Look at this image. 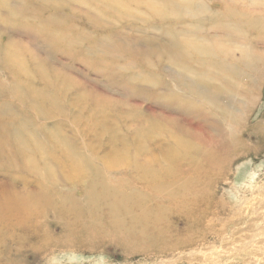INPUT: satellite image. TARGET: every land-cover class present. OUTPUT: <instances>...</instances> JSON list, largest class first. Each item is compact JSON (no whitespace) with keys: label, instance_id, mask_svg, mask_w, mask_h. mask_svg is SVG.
Returning a JSON list of instances; mask_svg holds the SVG:
<instances>
[{"label":"rangeland","instance_id":"obj_1","mask_svg":"<svg viewBox=\"0 0 264 264\" xmlns=\"http://www.w3.org/2000/svg\"><path fill=\"white\" fill-rule=\"evenodd\" d=\"M25 1L28 9L37 10L34 12L36 17H42V11L48 9L44 3L42 4L41 0ZM69 1L73 3L71 8L77 10V13L73 15V19L70 16L71 25L67 24V28L72 34L74 31L80 30L87 32L89 37L92 36V38L98 39V35L102 32L101 29L116 32L115 28L117 26L124 27L120 30V32L123 31L122 34L124 33L121 38L137 36V32L130 30L136 28L137 31L140 29L145 32L141 33V38L156 36L157 40L161 41L158 33L159 29L148 28V26L141 28L140 22L147 20L145 15H136L135 12L134 19L136 20L127 25L122 24V26L117 25L115 20H109L105 17L97 20L98 23L102 24V27L96 23L89 25L84 20L85 18H94L95 10L78 0ZM257 1L261 0H254L253 3ZM204 2L205 6L212 2L211 7L213 10L219 9L218 0H206ZM230 2L238 1L230 0ZM13 6L14 3L10 7ZM252 8L253 6L245 5V7H241V10H243L242 13L244 11L251 12ZM6 9L0 10V45H6L8 41L17 42L20 47L25 45L34 53H40V60L43 62V53L40 51L42 45L31 43L30 34L32 32L27 27V23L18 17L13 20L12 17L7 16L6 20L10 22L6 30L3 25L5 20H3L4 18L1 19L2 15H7ZM64 12L66 11L60 9L57 14L61 16ZM48 15L49 12L43 13V17ZM72 25L76 30L73 29ZM128 25L133 26L128 27ZM174 28H176L175 31H179L180 27ZM97 30L98 32H96ZM89 44V40L86 39L84 43L82 42V45H69L70 53L80 54L84 60L90 61L92 56L90 57V55L83 52ZM262 45L256 44V47H253L254 50L251 49L257 52ZM243 47L249 46L239 43V41L233 43L232 53L235 62L231 64L232 60L230 59L226 60L227 62L225 61L226 64L236 68L238 75L236 74L233 77H209V80L207 77H201L199 83H195V81V84H193V81H190L194 88L192 87L187 93L182 90L181 86L176 85V81L181 78L170 74V72L162 77H147L150 82H140V77H130L134 80L133 85H136L133 88L126 89L125 92L123 91L125 86L122 80L124 77H115L114 79L100 77L93 69L86 66V61H83V59L74 60L73 63L67 55L62 53L53 54L52 58L57 60V63H52L51 66L67 74L74 87L62 88V90L57 87L56 92L51 89L52 87L44 86L41 77L40 79L39 77H11L9 69L0 65V124L5 122L7 123L5 124L7 129H10L9 134L0 132L1 193L5 194L12 190L20 193L25 187V189L32 192L36 184L35 172L28 170V168L24 169L22 163L25 159L21 156L27 153L26 150L22 149L21 156L16 152L13 153L12 148H17L18 145H15L14 141L11 140V136L18 129L24 130L26 134L29 133L28 135L31 136L36 129H39L38 133L41 136L61 132L63 136L71 140L76 153L86 156L92 161L93 166L102 169L103 175L105 174L109 184L118 186L122 191L128 188L127 193H135L142 197L141 204H144L142 207L147 205L146 208L150 210H147L149 214L146 219L148 218L151 224H155L153 227L149 226L144 230L149 239H152L158 228H165L166 231L162 233V239H169L171 244L178 243V247L168 253H165L166 251L159 253L156 248L151 249L152 247L149 246L134 247V251L127 252L116 240L121 239V235L114 229H105V220L101 219L99 226H93L87 231L79 227L76 229L75 227H69L63 235V231L67 228L65 220L63 218L58 220L59 215L55 216V212L46 211V215L43 213L42 217H38L39 219L33 218L34 220H30L25 224L19 225L17 221L11 220L9 225L5 223L0 225V264H264V140L260 139V134L257 137H250L247 147L250 153L237 161H206L202 156L204 155V147H198V145L191 143L194 152H182L181 156H178L169 165L165 164L168 161L162 163L161 166L158 160L151 162L160 174V179L156 182H152L150 177H143L144 172L140 168L137 169L131 166L132 163L127 164L125 161L119 160L111 162L113 153L116 151L121 152L124 145H129L131 152H135L137 146L136 136L137 131L141 128V122L154 119L156 115L163 118L174 117L191 133H195L193 127H197L201 130L197 134H201L202 137L206 138L205 140L211 141L209 136L214 134L211 135V132H205L204 129L207 130L208 127L203 128L204 121L201 115L187 116L177 108L161 102V98L155 99L149 93L150 88L152 91L154 90L152 88L156 82L167 85L168 88H174L173 90L176 91L178 96L180 93V95L185 94L191 100L195 99V95L191 92L199 90V86L201 88L198 92L205 89V92L209 93L210 90L215 97H220L218 93L221 95L219 88L231 87L234 89L237 86L234 95L238 97L237 102L241 103L238 108L243 113L245 112V116L241 115V118H246L245 125L248 128H254V126L260 124L264 125V76L259 74L260 72L253 60L247 59L245 62L241 59L243 57L241 52ZM98 52L103 60H112V58L110 59L105 55L106 53L102 52V49L98 48ZM83 54L85 57H83ZM122 57V53H115V59H121ZM211 64L215 65L214 62ZM194 65L195 70L202 69L198 63L195 64L194 62ZM149 66H152V69L155 68L154 65ZM204 67L207 68L208 66ZM208 70L211 71V76H213V73H217L216 67H209ZM116 78L118 79L116 80ZM60 84V88L66 86H60ZM21 87L24 88L25 94H23V90L22 93L19 90ZM44 88L46 94L56 98L59 103H57L59 107L55 109H50V106L47 108L50 115L46 118L40 117V111L34 109V106L31 105L30 98L33 99L34 97L29 95L30 90L36 92ZM28 89L30 90L28 91ZM80 89L85 93V100L79 97ZM19 93L22 95L20 96ZM158 93L159 96L165 97L166 90H163L161 86ZM96 95L102 97V105H107L105 108H97L92 105L91 100L86 101V96L94 99ZM250 96H253L252 99ZM39 99L41 100V98ZM248 101H251V104ZM198 104L203 106V103ZM27 105H31L33 108ZM46 106L47 104H45ZM205 107L209 112L206 108L204 111L208 112L214 119L217 113L207 104ZM238 112L237 109L235 113L239 114ZM14 119L16 120L14 121ZM20 123H22V126ZM189 124H191V128ZM22 127L24 129H21ZM248 131L240 133L242 137L239 135V139L242 140L241 143L245 142V146L249 138ZM155 136L157 135L151 134L143 137L142 142L145 143L146 149L141 154L142 163L145 160L162 158L164 152L167 153L169 145H174L179 141L173 137L165 140L163 136ZM7 139L9 144L6 143ZM187 139V136L182 138L184 141ZM190 139L191 137H189ZM37 140L40 144L42 137ZM195 152L202 155H196ZM30 154L27 153L26 155L31 157L35 155L37 156L35 159L40 158L38 153ZM15 159L17 165L21 166L16 169L10 167ZM110 162L113 163L112 166ZM224 164L228 169L225 170ZM63 171L64 174L62 172L55 174L60 177V181H65L64 184H60L59 188L64 192L70 191V196L76 203H83L85 192L80 188H72V186L78 184V180L72 177L69 178L67 168ZM59 173H62V176ZM77 176H80L79 172H77ZM137 178L144 179L146 182H143L144 180L139 181L140 179ZM179 181L181 183L187 182L184 187L181 186V188L176 189V192L183 197L180 200L182 202L181 206H179L180 203L171 204L172 200L177 199L174 194L170 199V193L162 192V194L154 189L158 185L168 186ZM82 186L85 187L83 182ZM184 194L192 196L185 198ZM167 196L170 197L167 198ZM144 198L146 199L144 200ZM159 208L161 211L158 210ZM185 208L187 212H184ZM99 216L104 218L105 212L101 210ZM160 216L162 217L160 218Z\"/></svg>","mask_w":264,"mask_h":264},{"label":"bare ground","instance_id":"obj_2","mask_svg":"<svg viewBox=\"0 0 264 264\" xmlns=\"http://www.w3.org/2000/svg\"><path fill=\"white\" fill-rule=\"evenodd\" d=\"M78 1L86 3L96 12V14L93 15L94 18H85L84 21L89 25L96 23L102 27V24L97 21L98 19H103L102 17L115 20L117 25H127L133 22V20H136L134 19L136 12V15L141 14L147 16L146 21L140 22V26L142 25L141 28L148 26V28L153 27L159 29L158 33L161 41L157 40L156 36L141 38V33L145 32H142L140 29L137 31L136 28L128 29L137 32V36L121 38V35L123 36L124 33L122 34L123 31L120 32V30L124 27L117 26L116 28L112 26L117 30L116 32H109L108 29H101L100 31L102 32L98 35V39L92 38V36H90V38L87 32L77 31L73 25L72 27L76 31L72 34L67 28V24L71 25L70 16L73 19V15L77 13V10L71 8L73 3L69 0H41L42 4L44 3L48 7V9L42 11V17L34 16V12L37 10L28 9L25 0H0V10L7 8V15L1 16V19L4 18L3 20H5V24L3 25L6 30L10 22L6 20V17L10 16L13 20L15 17H18L28 24L27 27L32 32L30 34L31 43H40L42 45L40 51L43 53V62L40 60V53H34L25 45L20 47L19 43L14 41H8L6 45H0V65L9 69L11 77H39V79L41 77L42 84L52 87L51 89L55 92L58 90L57 87L59 90H62V88H73L74 85L71 82L72 80L67 74L51 66L52 63H57V60L52 57L53 54L62 53L67 55L69 60L73 63L74 60L78 61L83 59L80 54H71L69 45H82V42L84 43L86 39L89 40L90 44L87 45L86 50L83 52L90 55V57L92 56L90 61L83 59V61H86V66L89 69H93L100 77H108V79L124 77L122 80L124 81L125 88L123 91L125 92L126 89L130 87L133 88L136 85H133L134 80L130 77H140V82H150L147 77H162L166 75L167 72H170V74H174L176 77L181 78L179 81H176V85L181 86L182 90L187 93L188 90L190 91L193 87V84L201 81V77H207L209 80V77L236 76V74L238 75L236 68L226 64L225 61L230 59L232 60L231 64H234L235 57L232 53V44L237 43V41L249 46L242 48L241 52L243 57H241V59L245 62L247 59L253 60L257 70L260 72L259 74L264 76V0L255 3H253L254 0H237L238 2L218 0V10H213L211 7L212 2H209V4L205 6L204 1L206 0ZM12 3H14V6L10 7ZM245 5L253 6L254 9L252 8L251 12L244 11V13H242L243 10H241V7H245ZM60 9H63L67 13L64 12L59 16L57 12ZM46 12H49V15L43 17V13ZM176 24L177 26H175ZM132 26L128 25V27ZM174 27H180L179 31H175L174 29L176 28ZM96 32H98V30ZM256 44H263L257 52L253 51V47H256ZM98 48L102 49V52L106 53L105 55L110 59L112 58V60H103L98 52ZM117 52L123 54L121 59H115V53ZM83 57H85L84 54ZM194 62L195 64L198 63L201 65L200 67L202 69L200 70L199 68V70H195ZM213 62L215 65L211 64ZM149 65H154L155 68L153 66L154 69H152V66ZM204 66L208 67L206 68ZM209 67H216L217 73H213V76H211V71L208 70ZM47 77L51 78L48 79ZM18 79L20 80V78ZM117 79L118 78H116V80ZM190 81H193V84ZM29 84L30 82L28 85ZM59 84L60 86H66H61L60 88ZM196 85L198 86V84ZM161 86L163 90H166L165 97L159 96L158 90H161ZM22 87L19 90H21V93L23 90V94H25L24 88ZM236 87H234V89L231 87L219 88V90H221V95L218 93L220 97H215L210 90L209 93L205 92V89L202 92H198L201 88L199 86V90H193L191 92L195 95V99L191 100L187 98L185 94L180 95V93L178 96L176 91L173 90L174 88H168L167 85L156 82L152 88L154 90L152 91L150 88L149 93L152 94L155 99L158 100L161 98V102L177 108L181 113L187 116L201 115L204 121L203 128L208 127L207 130L204 129L205 132H211V135L212 133L214 134L213 136H209L211 141L205 140L206 138L202 137L201 134H197V132L201 131L197 127H193L196 132L191 133L174 117L163 118L156 115L154 119L141 122V128L137 131V146L135 152H131V147L129 145H124L121 152L116 151L113 153L111 162L119 160L125 161L127 164L132 163L133 165L131 166L137 169L140 168V170L144 172L143 177H150L152 182H156L159 181L160 174L158 169L151 164V162L158 160L161 166L162 163L168 161V163L165 164L169 165V163L175 161L178 156L180 157L182 152L193 153L194 151L191 143L198 145V147H204V155L198 154L197 152H195V154L202 155L206 161H237L245 157L250 153L247 147L251 136L257 137V135L260 134V139L264 140V125L260 124L256 127L254 126V128H248L245 125L246 118H241V115L245 116V112L243 113L238 108V105L241 103L237 102L236 99L238 97L234 95ZM13 88L15 89V87ZM29 90L30 89H28V91ZM80 90L81 93L79 97L85 100V93L82 89ZM45 91L46 89L44 88L36 92L31 90L29 92V95L34 97L33 99L30 98L32 102V104H30L34 106V109L40 111L39 115L42 118H46V116L50 115L48 114L49 109H47L49 106L50 109L59 107V103L56 101L57 99L47 95ZM11 95H13V93H11ZM21 95L22 94H20V96ZM252 97L253 96H250L251 99ZM39 98L43 100L41 101ZM218 98L220 99L218 100ZM87 100H91L93 104H90L97 108H105L107 106L106 104L102 105L103 99L99 95H96L94 99L90 97L87 98L86 96V101ZM248 102L251 104V101ZM198 103H203V106ZM45 104H47L46 107ZM206 104L217 113L214 119L208 114L209 110L205 107ZM205 108L208 112L204 111ZM237 109L239 110V114L235 113ZM15 120L16 119H14V121ZM5 124L7 123L4 122L0 124V132L9 134L10 129H7ZM20 125L22 126V123H20ZM189 127L191 128V124H189ZM21 129L24 128L22 127ZM18 130L11 136V140L14 141L15 145H18L17 148H12L13 153L16 152L21 156L23 153L22 149H24L26 150L25 152L29 154L31 152L30 155L36 153L40 154V158L38 157V159H35V157H37L35 155L33 157L26 155L27 153L21 156L25 159L24 162L22 161L24 169L28 168V170L35 172V175H33L35 176L36 184L32 192L25 189V187L20 193L12 190L2 194L0 188V225L4 223L9 225L11 220L17 221L19 225L25 224L30 220H34L33 218L42 217L43 213L46 215V211H53L56 213L55 216L59 215L60 218H57L58 220H62L61 218H63L66 222L67 228L63 231V235L69 227H75V229L79 227L87 231L93 226H99V222L102 219L106 222V224H104L105 229H114L121 235V239L116 240L127 252L134 251V247L149 246L152 247L151 249H153V247L156 248L159 253H164L165 251V253H168L178 247V243L174 242L171 244L169 239H162V233L166 231L165 228H158L152 239H149L144 230L147 227L149 228V226L153 227L155 224H151L149 222L150 220L148 218L146 219V216L149 214L147 211L149 208H146L147 205L142 207V205H144L141 204L142 197L135 193H127L128 188L122 191L118 186L109 184L105 174L103 175L102 169L93 166L94 164L92 161L86 156L76 153L71 140L63 136L61 132L57 133L54 131L56 133L41 136L38 133L39 129H36L37 131L35 130L31 136L28 135L29 133L26 134L24 130ZM246 131H248L247 135L249 138L245 146L244 141L243 144L241 143L242 140L239 139V135L240 133H246ZM148 133L163 136L165 140L169 137H173L179 141L174 145H169L167 153L164 152L163 156H161L162 158L149 161L145 160V162L142 163L141 154L146 149L145 143L142 141L143 137L151 135ZM186 136L188 139L186 141L182 140V138ZM40 137H42V140L39 144L37 139H40ZM189 137H191L190 140ZM240 137L242 136L240 135ZM6 143L9 144L8 139ZM225 165L226 164H224V167ZM10 167L16 169L21 166L17 165L15 159V162L12 163ZM66 168L69 178L72 177L78 180V184L72 186V188H80L85 192L83 203H76L72 196H70V191L64 192L59 188L60 184H64L65 181H60V177L55 174H58V172L64 174L65 172L63 169L65 170ZM226 169L228 168L225 167V170ZM77 172H79L80 176H77ZM62 173H59V175L62 176ZM137 179L139 180L140 178ZM141 180L144 179H140L139 181ZM82 182L85 187L82 186ZM143 182H146V180ZM185 184H187V182L181 183L179 181L168 186L158 185L154 189L156 192L170 193V199L174 194L178 201L172 200L171 204L176 205L180 203L179 206H181L182 202L180 200H182L183 197L176 192V189L181 188V186L184 187ZM190 196L184 194L185 198ZM169 197L167 196V198ZM145 199L146 198H144V200ZM185 209L184 212H187V209L186 211ZM101 210L105 212L104 218L99 216ZM158 210L161 211L160 208ZM161 217L162 216H160V218ZM192 225L193 223L191 226Z\"/></svg>","mask_w":264,"mask_h":264}]
</instances>
